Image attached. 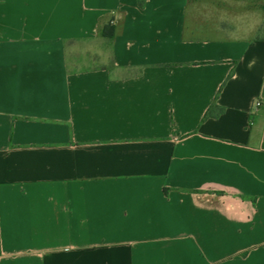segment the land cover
<instances>
[{
  "label": "crops",
  "instance_id": "1",
  "mask_svg": "<svg viewBox=\"0 0 264 264\" xmlns=\"http://www.w3.org/2000/svg\"><path fill=\"white\" fill-rule=\"evenodd\" d=\"M263 28L264 0H0V264H264Z\"/></svg>",
  "mask_w": 264,
  "mask_h": 264
},
{
  "label": "rangeland",
  "instance_id": "2",
  "mask_svg": "<svg viewBox=\"0 0 264 264\" xmlns=\"http://www.w3.org/2000/svg\"><path fill=\"white\" fill-rule=\"evenodd\" d=\"M263 36H264V28H263ZM73 55L76 56V58L79 59L80 62H83L84 60L86 61V59L89 62V56L86 54V48L85 47H75L72 50ZM88 64V63H87ZM89 64L91 66H102L104 64H108V59L107 56L105 57H98V59L96 61H90ZM78 68H83V67H87V65H82L80 64L79 66H77Z\"/></svg>",
  "mask_w": 264,
  "mask_h": 264
},
{
  "label": "trees",
  "instance_id": "3",
  "mask_svg": "<svg viewBox=\"0 0 264 264\" xmlns=\"http://www.w3.org/2000/svg\"><path fill=\"white\" fill-rule=\"evenodd\" d=\"M104 30H105L104 35H105L107 38L111 39V38L114 37V35H115L114 28H111V27H110L109 29H107V28L105 27ZM213 109H214V108H211V110H209L207 116H213V115H215L214 112H213V111H214ZM219 111H221V108L219 109Z\"/></svg>",
  "mask_w": 264,
  "mask_h": 264
},
{
  "label": "built area",
  "instance_id": "4",
  "mask_svg": "<svg viewBox=\"0 0 264 264\" xmlns=\"http://www.w3.org/2000/svg\"><path fill=\"white\" fill-rule=\"evenodd\" d=\"M260 105H261L260 101H256L255 106L258 107Z\"/></svg>",
  "mask_w": 264,
  "mask_h": 264
}]
</instances>
